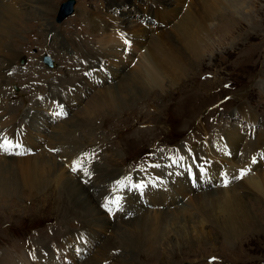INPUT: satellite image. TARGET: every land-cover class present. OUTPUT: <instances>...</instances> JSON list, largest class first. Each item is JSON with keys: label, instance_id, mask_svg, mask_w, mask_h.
<instances>
[{"label": "rangeland", "instance_id": "obj_1", "mask_svg": "<svg viewBox=\"0 0 264 264\" xmlns=\"http://www.w3.org/2000/svg\"><path fill=\"white\" fill-rule=\"evenodd\" d=\"M26 1L31 2L29 7H20V4ZM33 1L0 0V4L4 3L12 9L9 12L12 15L10 16L11 23H9L11 26L6 30L3 29L7 35L0 37V48H2L0 54L3 50V53L7 52V56L13 57L9 61L12 67L11 69L9 67L10 70L8 69L9 72L6 73L3 92L0 93V123H8L7 117L19 116L17 121L19 125H23L22 131L29 133L36 148H40L39 151L46 152L47 155H55L53 157L61 164H64L66 159L60 158V144L55 142L54 144L57 143L55 146L52 137L57 135L56 132L60 134L72 131L73 136L68 145L72 142L74 145L71 149L66 146V151L70 149L69 151L74 152V149L81 145L75 153L79 159L84 158L82 161H87L86 148H91V151L95 153L92 155L96 160L93 166H83L85 169L90 167L91 171L97 170L98 173L99 169L103 171L101 177H106V179L111 178L108 174L112 170L120 172L112 180L104 183L101 188L103 196H107L109 191L116 190L118 193L119 190L125 189L123 188L125 183L116 182V178L121 174L132 173L133 175L129 174L131 179L136 180L142 178L144 169H156L160 172L163 167L170 166L166 150L174 146H160V142L179 147L191 143L189 147L196 145L202 150L204 143H209V149H211L217 140L224 142L225 148L228 149L230 141L242 139L241 146L250 145L245 148L248 153L251 152L258 138L264 145V0H245L246 3L243 6L245 8L241 7V11L240 9L232 10L233 3L230 2L233 0H215L213 8L215 7L218 11L208 21L200 19V13L205 5L200 3V0H195V2L194 0H74L73 12L61 22L57 19L58 10L66 0L40 1L39 5L43 10L41 7L39 9L42 15L39 14L38 8L34 10ZM242 1L233 2L237 5ZM108 7H111L109 11L106 10ZM87 11L94 19L97 16L99 20L95 22H99L98 24L104 19L120 21L121 14L117 12L123 11L125 16L132 21L125 23V26L128 25L130 28L125 33L123 32L124 40V36L131 34L132 30H137L139 24L143 29H147L148 34L153 31L157 34L155 35L157 38L162 39L169 33V36L173 37L171 41H174V34L171 30L179 18L188 16L198 18H195L197 24L192 25L195 22L191 23L190 29L193 30L194 27L203 25H206V29H201L200 36H197L202 43L194 52L182 49L181 45L176 43V48H181L182 55L180 56L187 63L181 75L176 74L170 81L166 80L161 88L144 87L140 89L136 87V90L134 88L129 91L127 87L124 90L125 93L123 92L120 96L124 98L121 105L108 106L100 102L103 98L100 100L101 97L98 94L107 89L112 92V86L120 78L136 69L134 64L139 52L129 56L126 54L130 47L125 48L122 59L127 56V60L122 63L121 59V70L117 67L119 68L117 72L122 75L116 80L108 79L110 69L99 70L97 67L102 65H92L95 63L96 52L99 49L97 46L101 43L102 37H95L96 34L92 36L89 24H87V21L91 20L83 15ZM139 13H141L140 17H138ZM3 26L0 24V28ZM49 29L52 30L50 36L46 35ZM164 42L168 43L167 39L164 38L163 45ZM61 43L65 51L61 50ZM44 53L51 56L57 67L49 68L42 63ZM2 55L6 56L5 54L0 56ZM22 58L26 59L27 64L21 67L19 60ZM0 60L3 63L5 59L0 57ZM85 62L90 63L94 68L89 69L88 66H83ZM83 67L89 71L94 70L91 73L93 77L90 76V78L94 79L95 87H87L84 83L86 78L81 79ZM7 68L8 66H3V72ZM63 81L72 82L78 87L85 85L87 89L74 95L72 86H68L66 82L62 89L59 87ZM228 84L230 86L226 87ZM78 90L80 89L77 88L75 91ZM60 95L65 98L70 96L71 99L69 98L68 103L62 101L59 103V98L62 100ZM226 95H233L232 99L218 106L223 96ZM75 98H77L76 101H74ZM65 104L70 106L66 112L63 114L55 112V106L60 107L61 105V111ZM215 104L216 107H223L219 112H215L216 115L219 114L215 118L216 125L209 113ZM32 115H36L35 119L40 120V123L30 125L29 119ZM8 127L9 125L5 127L0 125V132ZM236 130H239L240 136L235 135ZM7 137L10 141L9 135ZM81 137H84L82 142L78 139ZM164 139H166L165 142ZM76 141L79 143L78 146H76ZM16 148L13 145L10 146L11 151L7 153L9 155H6L4 150L5 155H1L2 150L0 149V182L7 187L4 195L0 193V264H18L21 259L27 261L28 264L87 263L86 261L101 252L104 241L107 240L121 247L120 250L116 248L117 253L111 251L112 256L108 255L110 257L106 261L109 264H113L116 259L120 263L133 259V264H159L164 253H168L171 264H264V196L249 197L248 188L236 190L238 195L243 196L240 200L243 201L242 205L238 203L236 207L230 208V210L238 208L236 217H233L230 210L222 213L217 209V213L214 214L217 217L216 220L207 219L202 225V233H200L201 230L196 233L192 228H187L192 226L189 224L178 234L180 238L175 236L174 230L171 231L173 228L170 227L173 226L169 228L163 226L161 230L164 234V242H169L167 246L166 244L163 246L154 244L148 241L151 239L148 238L143 242L140 250H135V244L129 246L133 242L128 232L125 235L126 240L129 238L128 243H124L116 228H128L127 231L132 232L135 227L131 222L141 213L152 218L156 215L175 212V209L180 210V206L184 204L187 206L183 211L186 212L185 216L183 212H180L182 214L179 217H184L189 222L193 221V218L198 215L195 214L194 209L186 205L187 200L192 199L193 195L200 196V194L208 193L215 188L213 184L186 192L183 197L180 195L178 202L169 207L150 204L141 210L143 212H135L133 215L129 213L131 212L128 203L130 197H126L127 211L119 216L106 214L112 222V228L114 227L116 231L111 228L105 229L104 226L88 228L85 222L86 211L83 209L77 210L75 216L69 215L66 219L64 218L67 206L73 204V201H69L66 191L61 188L62 185L59 186L57 181V186L51 183L43 189L28 187V176L24 173L25 169H21L19 160L36 152L31 153V147H29L18 154L14 151ZM13 152L18 156H14ZM149 154L152 158L162 157L164 162L157 163L155 168H150L148 161L143 166L144 169L132 165V161L139 165L141 157L149 156ZM207 155L210 156V154ZM92 156L90 159L94 158ZM12 160H17L13 161L17 163H10ZM261 161H264V158ZM69 166L70 163L64 165V173L71 177H78L77 179L80 180L78 173L69 171L71 168ZM12 169L18 174L14 175ZM254 171L253 175L264 174V164H259ZM252 174L250 175L253 176ZM91 191H93L90 193L94 201H100L96 197L98 192ZM127 213H129L128 216H124ZM247 215L251 216L253 222L240 220L242 217L246 219ZM116 217L119 218L118 221H114ZM87 232L88 235H86ZM88 239L93 242L88 244ZM63 242H65L64 247L61 244ZM60 244L62 248L60 251L57 249V252L54 248L55 253L51 248L45 250V254L40 250L42 254H39L33 263L26 258L25 253L34 252L35 249L39 250L46 245L58 247ZM123 248L124 251H122Z\"/></svg>", "mask_w": 264, "mask_h": 264}, {"label": "bare ground", "instance_id": "obj_2", "mask_svg": "<svg viewBox=\"0 0 264 264\" xmlns=\"http://www.w3.org/2000/svg\"><path fill=\"white\" fill-rule=\"evenodd\" d=\"M40 1H42V0H34L32 2V4H34L33 5L34 10H35V8H38L37 10L40 11V9H39V7H41L39 5ZM214 1L215 0H200V3L205 4L204 9L200 13L201 14L200 19H202L204 21H208V20H210V17L214 13H217L218 10L215 7L213 8ZM230 1H232V0H230ZM233 1L237 2V0H233ZM233 1L230 2V3H233V5H231L232 10H235V9L239 10L246 3V1L243 0L240 4L237 3V5H236V3ZM194 2H195V0H194ZM197 3L198 2H196V4ZM29 4H31L30 1H28V2L26 1L25 3L22 2L20 4V7L28 8ZM157 4H158V2H157ZM123 5L125 6L124 3H123ZM110 8L111 7H108V8H106V10L109 11ZM243 8H245V7H243ZM41 9H42V7H41ZM221 9H223V8H221ZM190 10H191V8H190ZM224 10H226V8H224ZM10 11H12V9L7 7L6 4H4V3L0 4V13H1L0 24L4 25L2 28H0V37H2V36L5 37L7 35V33H5V30L9 26H11L9 24V23H11L10 22V16H12L11 13H9ZM129 11H131V10H129ZM240 11H241V9H240ZM39 14L42 15V11H40ZM117 14H121L120 21L115 22L112 19H106V20L104 19L102 21V23H100V24H98L99 22L98 23L95 22V20H99L97 18V16L95 17L96 19H94L93 17H91V14H89L88 11H87V13L83 14L84 16L87 17L88 20L92 21L91 22V21L86 20L88 22L87 24H89V30H90L92 36H93V34H96L95 37H100V36L102 37L101 43L97 46L99 49H98V52H96L97 57L95 56L96 57L94 60L95 63L92 65H95V64L102 65V66L97 67V68H99V70L100 69H102V70L110 69V70H108L110 73V74H108V77H107L108 79L111 78L112 80H116L118 77H120L122 75V74H119L117 72L119 70V68H117V67H120V70L122 69L121 68L122 64L120 62H121L122 56L124 54L125 48L130 47L129 51L126 54L129 56H132L133 54H136V52H139V56L137 58V61L134 64V66H136V69H135L136 71L131 70L128 74H125L122 78H120L117 81V83L112 86V88H113L112 92L110 89H107L105 91L103 90L104 91L103 93L98 94L99 97H101L100 100H102V98L104 100V101L102 100L100 102H104L108 106L114 105L116 107L120 106L121 101H123V99H124L123 96L121 98H120V96H121V94H123L125 88L128 87L127 90L129 89V91L133 90L134 88L136 90L138 87H140V89L144 88V87H149V88L160 87L161 88V86H163V84L166 80L170 81V79L173 78L176 74L179 75L180 73H182L184 71V68L186 67L185 65L187 63L184 62V60L182 59V56H180V55H182L181 48L182 49L184 48L188 51L194 52V50L196 48H198L199 45H201V43H202V40H200L199 37H197V36L199 35V33H201V29H203V30L206 29V27H205L206 25L205 26L203 25L202 27H199L197 25L198 27H194L193 30L190 29V25H191V23H194L196 21L195 20L196 17L193 18L191 16L193 18L192 19L188 16L186 18H184V17L179 18V21H177V23L174 25L173 29L171 28L172 29L171 33L174 34L175 43H173L174 41H171V39H173V37L171 38V36H169V33H168V35L162 37V39L157 38L155 36L157 34L153 33V31L148 34L147 29H143L142 26H140L139 24L137 25V28L138 27L139 28L137 30H132L131 34H129L128 36H124L125 37V40H124L123 39V32L125 33V31H127L130 28L128 25L125 26V23H127V22L131 23L132 21H130V19L127 16H125L126 14H124L123 11L117 12ZM171 14H172V12H171ZM189 14H190V12H189ZM234 14H236V13H234ZM238 14H239V11H238ZM140 16H141V13L138 14V17H140ZM138 17H136V18H138ZM145 19L146 18H144V20ZM196 19H198V18H196ZM135 22H138V21H135ZM91 23H92V25H91ZM196 24L197 23L195 22V24H192V25H196ZM132 28H134V27H132ZM3 29H5V30H3ZM44 31H45V29H44ZM171 33H170V35H172ZM51 34H52V30L49 29L46 31V35L50 36ZM164 38L167 39L168 43L164 42V45H163ZM53 40H54V38H53ZM51 41H52V39H51ZM161 43H162V45H161ZM176 43L180 44L181 48H176ZM63 46L64 45L61 43L60 48H61V50L65 51V48ZM0 49H2V48H0ZM3 52L4 51L2 50L1 54H5L6 56H4V55L0 56L1 59H5L3 63H1V60H0V93L3 92L2 89L5 86L4 81H5L6 73L9 72L8 71L9 67H10V69L12 67L10 65L9 61L11 58H13L11 56H7V52H5V53H3ZM196 54L199 55L198 52H196ZM9 55H11V54H9ZM103 59H104V61H103ZM125 60H127V56L123 57L122 63H125ZM92 65L90 63L85 62L83 66H88L89 69H92V68H94V66L92 67ZM3 66L4 67L8 66L7 70H5V72H3V70H4ZM83 70L84 71H83L81 79L86 78V82H84V83L87 85V87H89V88L95 87L94 86V79L90 78V76L93 77V75H91V73L94 72V70L89 71V70H87L86 67L85 68L83 67ZM96 72H99V71L96 70ZM100 74H102V73H100ZM109 75H110V77H109ZM105 76H107L106 73H105ZM101 81H98V82L100 83ZM65 82L68 86H72L71 89L74 91L73 92L74 95H76L79 91H84L85 89H87L85 87V85L78 87V86H75L74 84H72V82H68V81L62 82L63 84L59 86L61 89H62V86L65 85ZM95 84H97V82H95ZM122 85L125 87H123ZM14 87H12V88H14ZM73 87H77L80 90L75 91V90H77V88H73ZM58 90L56 92H58ZM70 92L72 93V91H70ZM130 94H132V92ZM55 97L57 98V96H54V98ZM61 97H62V100L59 98V103L61 101L64 103L65 102L68 103L70 96L65 98V96L62 95ZM45 98L46 97H44V99ZM54 98H52V99H54ZM76 100H77V98H75L74 101H76ZM60 107H61V105H60ZM60 107L58 105L55 106V109H56L55 112L57 111L56 113L60 112V114L61 113L63 114L64 112H66L67 108H70V106L68 104H65L63 106V110L60 111ZM35 117H36V115H32L31 119H29L30 125L35 124V123H40V120L35 119ZM42 118H45V117H42ZM17 119H19V116H13L10 118L7 117V120L9 121L8 123H3V124L0 123V125L3 127H5V125H9V127L6 128L5 131L0 132V144H4V147L0 148V149L2 150L1 155H5V154L9 155L7 153L11 151V150H9V148L12 145H19L16 149H14V151H17L18 154H20L23 151H26V149H28L29 147H31V149H30L31 153L36 152L35 154L29 155L28 157L19 160V164L21 165V169H25L24 173L26 174V176H28V179H27L28 187H31L34 189H43L46 185H49L51 183L56 184L58 182L59 186L62 185L61 188L64 191H66V193H67L66 195H68L69 201H71V200L73 201V204L69 205V207L67 206L66 212H68V213L66 214V212H65V216H64L65 219L69 215L75 216V214L78 212L77 210L83 209L86 211L85 216H87V219H85V222H86V226L88 228H90V227L96 228V227L104 226V227H106L105 229L111 228L114 231L117 230L120 233V239L122 241H124V243H128L129 238H127V240L125 239V235L128 232L129 236L131 237V241L133 242L129 246L131 247L133 244H135V246H134L135 250H140L141 245L148 238H151L148 241H152L154 244H157L159 246H163L164 244H166V246H167L169 242L168 243L164 242L165 238H164V234L162 233V230H161V229H163V226H166L168 228L170 226H173V227H170V228H173L172 230L171 229L170 230L171 231L174 230L173 232H175V236H177L178 238H180V235H178V234L189 224L192 226L187 227V228H192L194 230V232H196V233L198 231L200 232V230H201L200 233H202V231H203L202 225H203V223H205V221L207 219L212 218V219L216 220L217 217L214 214L217 213L216 212L217 209L220 210V212L224 213V212L229 211L230 208L236 207L238 205V203L241 205L243 204V201H240L243 199V196L238 195V193L236 191L239 188H243V189L248 188L247 195L249 197L260 198V197L264 196V174H262V175L259 173H257L256 175L252 174V172L259 166V164H262V165L264 164V161H261V159L264 158V147H263L264 145H263L262 141L260 140V138L257 139L256 144L252 147V150L249 153L247 151H245L246 150L245 148H246V146H250V145L244 144L243 146H241L243 144V142L241 141L242 139H239V138H238L239 140H237V141H230L228 143L229 145L226 143L228 145V149L225 148L224 142L221 143V141L219 142L217 140H216V142L213 143V147L212 148L210 147L211 149H209V146H210L209 143H204L205 145L203 144L204 148L202 150L200 149V147H196V145H191L190 146V153L193 152L196 160L200 162L199 163L200 165H202V167H200L196 171H194V173H195V177H194L195 178V183H194L195 187L194 188H192L191 185L189 184V182L187 181L186 175L176 176V174H180V173H178V171H175L174 173H172V175L174 176L173 179L171 177H168V181L172 184V190L170 189L168 191L165 190V189L169 188V187H165L166 183H167L165 179H164L165 183L162 184L161 181H158L155 179L153 180V179L149 178V179H147V182L144 186L139 187V186L135 185V181H136L135 178L131 179V176L129 175V177L126 178L127 182L129 183L128 187L130 186L129 189L131 191L128 203H129V206L131 209L130 210L131 212H129L131 215H133L135 212H140L144 208L148 207L150 204H152V205L156 204L157 206L161 205L162 207L166 208V207H169V206L175 204L176 202H178V200H179L178 197L180 195L183 197V195L186 192H192L196 188L201 189V188L209 187V186H211V184H213V187H215V188L210 190L208 193H203L204 195L200 194V196L193 195L194 198L193 197H192V199L190 198L191 201H189L190 199L187 200L189 204L187 203L186 205H188V207L190 206L192 209H194L196 212L195 214L198 216L194 217L193 221H190V222L187 219H185L184 217L180 218L179 215L182 214L180 212L185 211L186 207H187L184 204V205H181L182 207L180 206V210L175 209V212L162 214L160 216L156 215L155 217H152V218H148V216L141 213V215H139L140 217L138 216L137 219H133V221L131 222V224L134 225V227H135V230H133L132 232L127 231L128 228L127 229L116 228V230H115L114 227L112 228V226H111L112 222H110V220L107 218V215H106V214H108L109 211H111V209L109 208V205H108V202L111 199V197L108 198L107 196H103L104 194L101 193V188L106 181L112 180L113 177L117 174L119 175L120 172H118L116 170H112L110 172V174H108V176H110L111 178L106 179V177H101V175H103V174H101V172H103V171H100L98 169V171H99V173H98L97 170L91 171L90 167L88 169H85L84 168L85 166H84L83 167L84 172H87V170L90 171V174L92 177L88 181H90L91 183L85 182V180H84L85 178L78 180L77 179L78 177L76 178L75 176L71 177V175H67L66 173H64V170H65L64 165L66 163H70L69 167H71V165H73L77 170V169H80V167H81L80 163L82 161L81 159L78 160L76 158L77 155H76L75 151L77 148L81 147V145H79V143H77V141H76V146H78V145L79 146L76 149L73 148L74 152L69 151L72 148V145H74L73 142L70 144L71 146L68 145L71 142L73 132L67 131V132H62L60 134H58V132H56L55 134H57V135H54L52 137L53 144L55 142L60 144L59 145V148L61 149V150H59V153H61L60 158L66 159L64 164L63 163L61 164V163H58L57 160L53 157L55 155H52V154L47 155V154H45L46 152L44 153L41 150L39 151L40 148H38V147L36 148L35 143L32 142L33 141L32 137H30L29 133H26L25 130L22 131L23 125L22 124L19 125ZM90 121H92V120H90ZM85 125H87V124H85ZM130 128H128V129H130ZM61 131H64V130H61ZM236 131L238 133L236 132L235 135L240 136L239 130H236ZM8 135L10 137V141L8 140V137H7ZM167 137L168 136L166 135V138ZM82 138H84V137H81L78 139L81 141ZM245 138H243V139H245ZM165 140L166 139H164V142H165ZM209 140L210 139H208V141ZM5 141H7V143H4ZM64 141H65V144L63 145ZM83 142H85V141H83ZM56 144H54V145L56 146ZM163 144H166V143H163ZM190 144H188V145H190ZM238 145H240V147L236 148ZM34 146H35V148H34ZM66 146H69L68 148H70L67 151H66V149H67ZM3 150L6 152V153L4 152L5 154H3ZM236 150H239L240 152H237ZM174 153H175V157L178 160L185 159L189 155V153L186 152L182 148V146L176 148V151ZM238 153H240V154L237 156ZM207 154H210V156H208ZM13 155L18 156V155H16L15 152H13ZM112 155H114V154H112ZM168 155H170V154L168 153ZM255 156H257L258 161H255L254 165H253L250 163V161ZM80 158H81V156H80ZM82 159H84V158H82ZM110 159H112V158H110ZM233 160H234V162H233ZM13 161H17V160H12V161H10V163H17V162H13ZM73 161H74V163H72ZM234 163H236V165H234ZM217 165L219 168L217 167ZM94 169H96V168H94ZM16 170H18V169H16ZM242 170H245L246 172L243 174V176L241 178H238V174ZM69 171L71 173H74L71 168ZM106 171H104V173H106V175H107ZM12 172L14 173V175L18 174L17 171L15 172L13 169H12ZM90 174H89V176H90ZM250 174H252L253 176H251ZM121 175H120V177L116 178L117 179L116 182L118 184L123 183V182H120L123 179ZM247 175H248V177H247ZM24 178H26V177H24ZM179 178H182L183 180L178 181ZM12 184H14V183H12ZM225 184H227V185H225ZM56 186H57V184H56ZM224 187H226L228 189L224 190L223 189ZM6 188L7 187H5V185L2 182H0V193H2L4 195ZM91 190H96L98 192V196H96V195L95 196L100 201H98V202L94 201L93 197H91V196H93V195H91V193H93V191H91ZM123 194H124V192H122V195ZM251 194H252V196H250ZM103 201H106V205L103 203ZM119 207H118V209H119ZM123 211H121V209H120V211H118V212H123ZM237 211H238V208L230 210V212L233 213V217H236V215H238ZM116 212H117V210H116ZM141 212H143V211H141ZM129 213L125 214L124 216H128ZM146 213H147V211H146ZM183 213H184L183 216H185L186 212H183ZM189 213H191V212H189ZM81 216H83V215L81 214ZM118 219L119 218L116 217V219L114 221H118ZM230 219H231V217H230ZM251 219H252L251 216L247 215L246 219H244L242 217L240 220L241 221H251ZM251 222H253V221H251ZM196 224H199V226L195 227ZM112 230H111V233H112ZM86 235H88V232L86 233ZM83 236H82V238L84 239ZM83 239H82V241H83ZM65 242L61 243L62 247H64L63 244ZM88 242H89L88 244H91L93 242V240L88 239ZM61 244L58 245V247L56 245H55V247H53L52 245H51V247H50V245H46L43 248H41L40 250L43 252V254H45L46 253L45 250H48L49 248H51V249H53L52 252L55 253L54 248H55V251L57 249L60 251V248H62ZM117 247L120 250L121 247L119 246V244L116 243L114 245L113 242H111L110 240L104 241L103 249L101 250V252H99L98 255L93 256L91 259L86 261L87 263L84 262L82 264H109V262H107L106 260H108L109 257L112 256L113 251L114 252L116 251V253L118 252V250L116 249ZM40 250H38V252L35 251L36 252L35 257L32 260V263L35 262V258L39 254H42V252H40ZM124 250L125 249L123 248L122 251H124ZM109 254H111V255L108 256ZM167 254L168 253H164V255L161 256L159 264H171L169 262V258H168L169 256ZM166 256H167V258H166ZM38 260H39V257H38ZM54 260H56V259L54 258ZM117 260L118 259L114 260L113 264H133V259H129L130 261H123L124 263H122V262L120 263V261H117ZM18 264H28V262L27 261L25 262L24 260L21 259V261H19Z\"/></svg>", "mask_w": 264, "mask_h": 264}, {"label": "water", "instance_id": "obj_3", "mask_svg": "<svg viewBox=\"0 0 264 264\" xmlns=\"http://www.w3.org/2000/svg\"><path fill=\"white\" fill-rule=\"evenodd\" d=\"M72 5H73V1H68L66 3H64L59 11V16H58V20H62L63 18H65L66 16L70 15L72 12Z\"/></svg>", "mask_w": 264, "mask_h": 264}, {"label": "snow or ice", "instance_id": "obj_4", "mask_svg": "<svg viewBox=\"0 0 264 264\" xmlns=\"http://www.w3.org/2000/svg\"><path fill=\"white\" fill-rule=\"evenodd\" d=\"M4 143H7V141H5ZM19 145H13V147H18ZM4 144H0V148H3ZM73 171H76V168H73ZM243 171V170H242Z\"/></svg>", "mask_w": 264, "mask_h": 264}]
</instances>
